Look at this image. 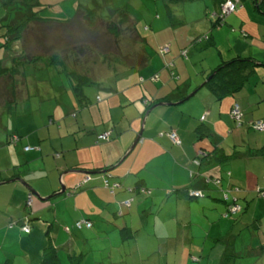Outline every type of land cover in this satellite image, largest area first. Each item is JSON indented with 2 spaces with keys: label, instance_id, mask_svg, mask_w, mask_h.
Wrapping results in <instances>:
<instances>
[{
  "label": "crops",
  "instance_id": "0c3cea01",
  "mask_svg": "<svg viewBox=\"0 0 264 264\" xmlns=\"http://www.w3.org/2000/svg\"><path fill=\"white\" fill-rule=\"evenodd\" d=\"M225 1L79 0V5L88 9L95 4L97 14L104 13V6L113 11L123 7L129 10L133 5L134 11L129 12L138 26L144 22L149 63L115 79L102 73L104 80L97 85L102 86L103 96H67L69 100H64L62 108H54L50 121L53 124L63 110L67 111L66 118L48 132V136L56 132L59 144L52 139L50 144L43 143L46 125L41 124L45 122L41 109L37 118L27 124L15 120L10 128L6 119L14 115L19 118L13 113H25L35 95L25 87L22 101L6 108L8 95L1 87L0 264H40L49 243L57 248L62 264H70V256L87 253V246L95 240L102 246L96 250V264H227L238 254L264 264V202L256 195L257 190L264 189V157L256 155L264 147V132L251 135L250 127V123L264 119V67L257 69L239 93L220 102L208 88H200L213 69L236 57L264 62V12L257 9L256 0H240L238 9L241 2L242 8L214 27L215 16ZM174 19L180 23L175 24ZM224 42L225 49L221 48ZM211 43L218 48L217 54L208 48ZM164 47L169 48L166 54L161 53ZM8 59L6 56V68L11 65ZM34 79H26L28 86ZM198 88L197 96L185 100ZM234 104L244 114L241 127L230 116ZM203 125L213 137L200 141L196 130ZM142 129V141L131 151L135 157L125 162L132 154L125 159L123 156ZM171 131L178 134L181 146L163 135ZM105 132H111L112 138L100 142L98 137ZM13 135L20 138L18 142L12 143ZM201 146L207 152L216 146L226 154L237 155L217 164L220 168L213 166L231 172V176L223 175V188L240 190L236 196L243 199L244 213L237 221L223 217L226 207L213 199L219 196L216 188L205 181L211 167L194 163ZM107 170H111L112 181L121 183L114 194L104 187L102 173L93 174L83 188L77 187L86 171ZM210 173L217 175L215 170ZM63 186L66 193L82 194L74 193L67 199L71 195L67 193V200L53 203V214H47L51 204H41L37 197L42 201ZM138 186L150 189L152 195L128 192ZM187 188L203 191L207 197L189 200L170 193ZM30 191L37 193L32 209L26 205ZM131 199L130 208L123 205ZM30 213L29 234L19 226L10 227ZM81 220L93 224L86 229L89 238L85 240L72 228ZM128 228L140 231L126 241L122 230ZM109 249L120 255L115 258L107 254Z\"/></svg>",
  "mask_w": 264,
  "mask_h": 264
},
{
  "label": "trees",
  "instance_id": "16d2710c",
  "mask_svg": "<svg viewBox=\"0 0 264 264\" xmlns=\"http://www.w3.org/2000/svg\"><path fill=\"white\" fill-rule=\"evenodd\" d=\"M0 2V55H2V57L0 58V92H2V87L4 93L8 95L5 96L7 97V100L5 102L6 108H10L16 103L22 101V89L28 87V81L26 80L28 79V75L26 69L31 68L32 66L35 67L33 68L35 70L37 67L41 68L40 66H38L39 64H41L44 68L51 67L55 68V70H58V72L66 73L71 79L73 94L77 97L85 96L84 89L86 87L97 84L99 80H104L103 77L101 78V74L91 71L89 69V66H87V68H83L78 65L76 66L77 60L79 58L77 56V53L73 55V57L71 58L72 60L70 59L71 61H73L71 63H69L70 61L67 60L69 57V55L67 54L71 53L68 51L65 52V58H60V56H58L57 54L52 55L51 58H49L48 56H33V54L30 55L31 52H29V56H26L27 51L25 50L19 51V53H13L15 50H19V47L25 49L24 47L25 45H27L28 42V34L30 33V31H32L35 25L51 27L54 25L61 26L64 23L55 19L41 18L39 16L40 11H37L35 8L36 6L33 4L34 1L30 2V0H14L9 1L10 3H8L7 0H0ZM255 3L257 9L259 11L264 12V0H256ZM96 14L97 13H95L94 11H91L90 9L85 8L84 6L79 5L75 18L77 20L75 21V23H79V19H81L83 22H87V24H92L96 18L100 19L102 22H106V29L110 36L115 38V42L117 44V47L119 48V55L123 58L125 56L123 55V52H126L128 50H125L122 47V38H125L129 44H138L139 49L134 52H131L132 50H129V54H132L130 55L131 61L128 62L124 61V59H121L120 57L107 58L106 56H102L103 58L99 57L100 62L96 60L93 62V64L99 62L98 64H101V66L106 65L104 66L106 68V71L104 73H107L108 78L110 79H115L130 71L139 70L146 67L149 63V55L144 49L146 39L143 36V33L139 32L138 23L133 17V15L129 12V10L126 7L114 8L111 12L110 17H108L106 20L98 17ZM174 20L175 24L180 23L179 20ZM224 23L225 19H222L218 15L215 16V22L213 23L214 27H217ZM207 37H209V35H207ZM211 44V46H214L213 43ZM16 46H18V49H15L17 48ZM6 56L10 58L8 60L11 63L8 68L4 67ZM45 58H49V60ZM259 67H264V62H261L253 57H236L228 62L222 63L221 65L213 69L212 72L208 75V77L213 75V78L208 83H206L204 87L208 88L211 92H213V94H215L217 98V101L220 102L228 96H234L235 94L239 93L248 84L250 77L256 74L257 69ZM241 112L243 114L242 109ZM243 117L244 114L240 123H237L232 118L231 119L238 127H241L243 125ZM169 133L170 132H166L163 135L168 137ZM196 134L198 135L200 141L205 138L210 139L211 136L213 137L210 129L204 125L199 126L197 128ZM14 137H17L19 141L20 138L17 135H13L11 137V141ZM181 143L177 146H181ZM256 155L264 157V147L258 150ZM236 157V153L226 154L222 151L221 148L216 146L213 147V150L210 152L205 151L204 147L201 146V150L198 152L197 159L194 161V163L199 167L201 165L211 167L208 173L205 174L207 178L205 181H207V185H213L216 188L217 194L219 196H214L213 199H215V201L219 202L220 204H224V206L226 207V211L223 213V217L231 218L232 220L237 221L239 220V216L244 213V205L242 201L243 199L239 198V196H236V193L240 190H235L232 187L223 188V175L228 174V176H231V172L224 173L222 172V170L214 168L215 166H218L220 168V166L217 164L226 162ZM212 169L216 171L217 175L210 173L213 171ZM105 175L103 177V181L105 178H107V176H111L108 174ZM110 178H112V176ZM116 183L120 184V188L121 183ZM262 190H257L256 195L260 200L264 202V199L261 196ZM194 191L197 190H195L194 188H187V190L185 191L174 190L170 193H177L179 195L182 194L185 198L189 200H201L207 197L205 192L199 191L204 195V197L195 198L191 196L192 192ZM128 192L130 194H140L143 196L152 195V191L150 189L142 186H138L137 188H130L128 189ZM226 197H228V200H226ZM127 202H130V204L126 205ZM132 202L133 199L126 201L125 203H123V205H125L127 208H130ZM234 204H238L240 206V209L237 212L233 213L231 212V207ZM27 215H31V213ZM120 215H122V213ZM72 228H74V226ZM122 231L125 234L124 240L128 241L133 239L134 236L139 233L140 230H134L133 232L131 231V229L128 228ZM85 255L86 253L70 256V264H85ZM5 264H10V262H6ZM40 264H62L57 248L51 243H49L45 248L43 252V259Z\"/></svg>",
  "mask_w": 264,
  "mask_h": 264
},
{
  "label": "rangeland",
  "instance_id": "374dc122",
  "mask_svg": "<svg viewBox=\"0 0 264 264\" xmlns=\"http://www.w3.org/2000/svg\"><path fill=\"white\" fill-rule=\"evenodd\" d=\"M9 1H14V0H7L8 3H10ZM32 1H34L33 4L36 6L35 7L36 10L40 11L39 16L41 18L55 19L60 22H63L64 24L61 26L54 25L51 27L35 25L32 31H30V33L28 34V42L27 45H25L24 47L25 49L19 47V50H15L13 53H19V51L25 50L27 51L26 56H29V52H31L30 55L33 54V56H37V55L48 56L49 58H51L52 55L57 54L58 56H60V58H65L66 57L65 52L68 51L71 52L67 54L69 55L67 59L70 61L69 63L73 62L71 61L72 60L71 58L73 57V55H75V53H77V56L80 59L77 57L78 60L76 66L78 65L83 68L84 67L87 68V66H89V69L91 71L95 73L97 72L98 74L102 75V73L106 71V68L104 67L106 65L101 66V64H98L100 62L99 57L100 58H103L104 56H106L107 58L120 57L121 59H124V61L128 62L131 61L130 55L132 54V53L129 54V50H132L131 52H134L139 49L138 44L135 43L129 44L125 38H122L121 40L123 43H121V45L125 50H128L126 52H123V55H125L123 58L122 56L119 55V48L117 47L115 38L110 36V34L106 29V22L104 21L102 22L100 19L96 18L92 24H87V22H83L81 19H79L80 20L79 23H75V21L77 20L75 18L79 7V0H30V2ZM86 1L87 0H82V2L84 3H86ZM245 1H250V0H245ZM250 5L254 6L253 4ZM95 7L98 8L95 4H91L90 10L94 11ZM128 8L130 11H134L133 5L128 6ZM241 8H242V2L238 10H240ZM103 12L104 13L101 12L100 14H96V15L106 20L108 17H110L112 11H110L108 6H104ZM228 16H226V18ZM143 24L144 22L142 21L138 28L140 33H142L141 30H143V36L146 37L145 35L146 32L142 27ZM205 36H203L204 39ZM205 41H207V39ZM222 46L223 47L221 46L220 47L225 49L224 47L225 42L223 43ZM16 47L17 48L15 49H18V46ZM208 48H211L210 50H212V52H215V54H217L218 48L216 49V47L214 48L213 46ZM194 52H198V50H195ZM1 56L2 55H0V57ZM49 58H45V59L49 60ZM96 60L99 62L93 64V62ZM38 66H40L41 68L37 67L35 70L32 68L26 69L27 75L32 78L35 77L36 79V80L34 79L32 85L30 84L28 86L30 92L35 96H31L30 104L26 106L25 113L18 114L17 112H14L13 114H17L19 118L16 115H14L13 119L10 118L6 119L5 123H7V121L9 120L10 128L12 124L15 122V120L17 123L19 121L20 123L25 122V124H27L29 121L32 120L33 117L36 118L38 117L39 114L38 109H41L42 114L45 117V122L41 124L43 126L44 124L46 125V128L42 130L44 132L43 143L50 144V141L52 139L53 142L59 144L60 139L55 135L56 132L55 133L52 132L50 136H48V132H50V130H56L58 128L59 125L57 122L61 121L63 123L64 118H66L65 116L67 115L66 114L67 111L63 110L62 116H58V117L55 116L57 119H55V122L53 124L50 120L51 117L53 116L54 108L59 106L61 107L64 100L68 99L67 96H74L71 79L68 77L66 73L58 72V70H55V68H51V67L44 68L41 64H39ZM28 76L27 78H29ZM112 83L113 81L111 80L110 84ZM101 87L102 86H98L97 84L86 87L84 89V95L103 96L101 92L102 90ZM46 92L48 96H46L45 94ZM197 94L195 96H197ZM55 96H57V98H55ZM25 103H27V101ZM32 108H36L37 111L33 113L31 111ZM252 134H255V132L252 131L251 135ZM134 157H135V153L129 155L125 159V162L131 160ZM67 193L71 194L67 198L69 199L74 195L75 192L67 191ZM67 193L45 203V204H51L50 205L51 207H48L50 209H48L46 213L52 215L53 214L52 204L56 202H61V203L65 202L67 200L65 197ZM75 194L81 195L82 193L81 191H78ZM37 202L44 204V202L40 201L38 197H37ZM59 225H60V221L57 223L56 228H58ZM84 229L85 230H77L78 232L77 235L78 236L82 235L83 240L89 238V233H88L89 230H86L87 228ZM82 246H84V242H82ZM101 248L102 246L97 243V240H95L93 244H89V246H87L86 251L88 252L85 255V259L86 260L89 259L90 264H96L98 262L96 258L98 257V253H99V251L96 250ZM107 254H110L116 258L120 255V252L109 249ZM235 257L237 258L231 257L228 260L227 264H257L256 261L257 259L254 258L248 259V257L245 256L242 257L241 254L235 255ZM93 258L95 259L94 261ZM106 264H110V261H107ZM260 264H263L261 260H260Z\"/></svg>",
  "mask_w": 264,
  "mask_h": 264
},
{
  "label": "built area",
  "instance_id": "2783aa9c",
  "mask_svg": "<svg viewBox=\"0 0 264 264\" xmlns=\"http://www.w3.org/2000/svg\"><path fill=\"white\" fill-rule=\"evenodd\" d=\"M240 5V0H226L224 2V4H222L221 6V10L219 13V17H221L222 19H226V16L236 12L238 10V7ZM169 52V48L168 47H164L161 49V53L162 54H166ZM173 64H170L169 67H173ZM230 116L233 120H235L237 123H240L242 121V112L241 109L239 107V105L235 104L231 110ZM251 128L255 131L258 132H264V119L261 120H256L254 122L251 123ZM112 133L111 132H105L103 134H101L98 137V140L100 142H109L111 140ZM168 137L170 138V140L172 141L173 144L175 145H180L181 141L177 135V133L175 131H171L168 134ZM16 141H18L17 137H14L12 142L15 143ZM32 150V148H27L26 151ZM111 176H107V178L104 179L103 181V185L105 188L109 189L111 194H113L115 192V190L117 188H119L120 184L116 183V182H111ZM91 181V177H83V179L81 180V182L78 184V188H82L84 187L87 183H89ZM191 196L195 197V198H203L204 195L199 192V191H194L192 192ZM262 198L264 199V189L262 190L261 193ZM33 199H34V195L30 192L28 194L27 197V207L31 208L33 207ZM226 200H228V197H226ZM130 202H127L126 205H129ZM240 209V206L238 204H234L231 207V212H237ZM13 226H19L20 229L22 230V232H24L25 234H29L32 231V219H31V215H27L24 217V219L22 220V222L19 223H13L10 225V227ZM93 226L92 222L90 221H86V220H81V221H77L74 224V228L81 230L83 228H87V229H91ZM66 231L69 232L70 229L66 228Z\"/></svg>",
  "mask_w": 264,
  "mask_h": 264
},
{
  "label": "water",
  "instance_id": "95a60500",
  "mask_svg": "<svg viewBox=\"0 0 264 264\" xmlns=\"http://www.w3.org/2000/svg\"><path fill=\"white\" fill-rule=\"evenodd\" d=\"M212 78H213V75H212V76H209V77L203 82V84L200 86V88H203V87L206 85V83H208ZM198 90H199V88L196 89V90H194V91H193V92H192V93H191V94H190L185 100H188V99L192 98L193 96H195L196 93L198 92ZM180 103H181V102H180ZM160 105H163V103L158 104V105H156V106H160ZM173 105H174V104H173ZM156 106H155V107H156ZM155 107H153L149 112H147L145 118H147L148 114H149V113H150ZM144 123H145V119H144ZM142 135H143V129H142L141 132L137 135L134 144L132 145V147L130 148L129 152L124 156L123 159H125L126 156H128V154L131 153V151H133V150L135 149L136 145H137L139 142L142 141ZM123 159H122V160H123ZM111 170H112V169H111ZM111 170H107V171H103V172H92V171H86V172L83 173L81 176H82V177H85V176H87V177H91L93 174H98V173L108 174V172L111 171ZM108 175H109V174H108ZM30 192H31L33 195H36V196H37V193H36V192H34V191H33V192L30 191ZM65 193H66V189H65V186H63V188L61 189L60 192H58L57 194H54V195H52V196H49V197H47V198H44V199H42V201L45 202V203H47V202L51 201L52 199H56V198H58L59 196L64 195Z\"/></svg>",
  "mask_w": 264,
  "mask_h": 264
},
{
  "label": "clouds",
  "instance_id": "9594fccd",
  "mask_svg": "<svg viewBox=\"0 0 264 264\" xmlns=\"http://www.w3.org/2000/svg\"><path fill=\"white\" fill-rule=\"evenodd\" d=\"M207 37V36H206Z\"/></svg>",
  "mask_w": 264,
  "mask_h": 264
}]
</instances>
